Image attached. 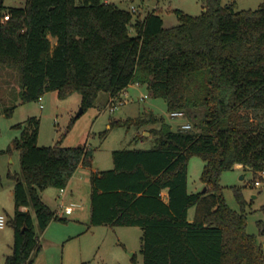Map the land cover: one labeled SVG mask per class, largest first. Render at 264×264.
<instances>
[{"label":"trees","instance_id":"1","mask_svg":"<svg viewBox=\"0 0 264 264\" xmlns=\"http://www.w3.org/2000/svg\"><path fill=\"white\" fill-rule=\"evenodd\" d=\"M202 2L199 16L175 10L179 24L170 28L156 11L133 23V13L102 0H26L6 11L2 5L0 66L20 71L22 104L50 91L61 99L78 93L85 112L101 93L116 99L137 84L164 99L170 114L184 113L191 130L175 131L155 116L115 122L160 128L150 130L154 148L115 151L113 169L92 172L91 224L141 228L143 264H264L263 244L221 186L222 174L237 165L256 176L264 170V3L238 10L236 2ZM15 109L4 114L10 118ZM29 122L34 127L14 142L21 172L8 174L15 211L6 264H34L39 232L66 221L42 193L65 189L80 166L93 165L86 147L39 146V122ZM193 156L205 162L207 190L197 194L188 190Z\"/></svg>","mask_w":264,"mask_h":264},{"label":"rangeland","instance_id":"2","mask_svg":"<svg viewBox=\"0 0 264 264\" xmlns=\"http://www.w3.org/2000/svg\"><path fill=\"white\" fill-rule=\"evenodd\" d=\"M115 4L118 8L130 11L136 19H144L149 13L156 11L164 19L166 28L179 24L175 10L190 16H199L204 12L202 0H102ZM223 5L236 2L238 10H257L264 0H222ZM80 3V0H78ZM26 0H3V11L13 7H24ZM135 8V12L132 11ZM131 34L135 35L134 24ZM52 47L56 39L51 38ZM21 74L16 68L0 66V186L14 185L8 174L21 172L20 150L14 147L25 129L31 130L34 124L30 119L39 122L38 145L50 147L60 144L63 147H86L93 153L92 162L95 168L108 170L114 167L113 152L120 150H150L154 148L156 137L150 134L160 124L139 128L133 123L117 125L116 121H136L155 116L178 130L181 125L190 122L185 118H172L167 104L162 98H155L146 85L134 84L127 88L126 95L116 98L114 110L110 108L109 96L101 93L93 107L87 109L79 117L82 97L76 93L61 99L55 91L46 92L41 100L22 104L20 92ZM43 105V108L41 107ZM110 106V107H109ZM16 107L12 117H6L5 110ZM18 125H20L18 127ZM205 162L200 156L189 160L188 189L190 194L202 193L205 185L201 181ZM91 168H83L75 174L73 188L78 195L73 200L75 214L66 217V221H54L43 233L39 232L41 251L34 257V264H143L141 254V237L139 227L93 226L91 220L79 211L87 205L90 208ZM243 178V179H242ZM259 181L260 186H255ZM79 185V193L76 186ZM221 186L228 206L247 218V231L256 236L264 246V178L261 179L252 171L235 167L222 174ZM238 189L245 206L236 197ZM43 201L54 212H59L62 202L70 205L68 197L62 199L60 189L50 187L43 193ZM70 197V196H69ZM1 206H8V212L14 215L4 201ZM13 209L15 208L12 203ZM7 220L9 214L4 213ZM7 212V213H8ZM195 210H191V219ZM78 217V218H77ZM9 225V224H7ZM6 225V227H7ZM5 227V228H6ZM10 227V226H8ZM263 228V231H262ZM8 228H6L7 230ZM1 231V230H0ZM0 237V264H6L7 257L12 254L14 241L5 243ZM132 254L136 255L133 260Z\"/></svg>","mask_w":264,"mask_h":264},{"label":"crops","instance_id":"3","mask_svg":"<svg viewBox=\"0 0 264 264\" xmlns=\"http://www.w3.org/2000/svg\"><path fill=\"white\" fill-rule=\"evenodd\" d=\"M131 86H133V85H131ZM131 86H129V87H131ZM126 92H127V89L126 90H124L120 95H119V97L118 98H120L121 100H122V96L123 95H126ZM236 167H239V168H242L243 166L242 165H237ZM83 168H86V167H83V166H80L79 167V169L77 170V171H79L80 169H83ZM91 169H92V172H99V171H104V170H100L99 168H95L94 167V165H92V167H91ZM110 169H113V167L112 168H110ZM110 169H108V170H110ZM77 173V172H76ZM75 173V174H76ZM2 178V176H0V179ZM74 180H75V175L73 176V178L71 179V181H70V183L68 184V186L65 188V192H64V194H61V189H60V196L62 197V199H64V198H66V196L68 197V199H70V201L72 200H75V199H77V201L79 200L78 198H76V197H78V196H74V195H78V194H76L75 193V191H74V189H72L73 188V184H74ZM14 186H15V183H14V185H7V186H4V185H1L0 186V202H2V201H4L6 204H8L9 203V206L11 207L10 209L12 210V211H15V208L13 209V206H12V203H14V206H15V201H14ZM87 188H90V195H89V200H90V208H88V203H89V201H88V203H87V205H85V207H82L81 208V210L79 211L80 213H82L81 215H84V211L86 212L85 213V217L86 218H89L90 220H91V186L90 185H87ZM80 188H79V185H77L76 186V190L78 191ZM189 190V189H188ZM45 191H47V190H45ZM44 191V192H45ZM43 192V193H44ZM43 193H42V199H43ZM78 193H79V191H78ZM190 193V192H189ZM163 195H164V197H167V191H165L164 193H163ZM70 196V197H69ZM75 198V199H74ZM71 201V202H72ZM61 205H63L64 206V203L62 202V204ZM74 206H76V204L74 203V201L70 204V205H65L64 207H74ZM60 207V206H59ZM8 206H1L0 205V214H3V212L2 211H4V213H6V214H9V212H8ZM23 210L24 211H27L28 209L27 208H23ZM8 212V213H7ZM190 213H191V211H190ZM75 214V210H74V208H73V212H72V214L71 215H64V216H62V217H64V218H66V217H68V216H73ZM3 215H5V214H3ZM6 216V215H5ZM9 217H12L10 214H9ZM78 218V217H77ZM8 219V218H7ZM189 219H190V221H192V219H191V215H189ZM8 224H9V220H8ZM8 226H10V225H7V227L6 228H8L7 230H6V228H4V229H2L1 231H0V237H2V239H4L3 241L5 242V243H11L12 241H14V231H13V229H12V227L10 226V227H8ZM0 246H3V244H1L0 243ZM134 255V254H133Z\"/></svg>","mask_w":264,"mask_h":264},{"label":"built area","instance_id":"4","mask_svg":"<svg viewBox=\"0 0 264 264\" xmlns=\"http://www.w3.org/2000/svg\"><path fill=\"white\" fill-rule=\"evenodd\" d=\"M132 11L135 12V8H132ZM9 19H10V16L9 15H6L1 20V23H5L6 21H9ZM115 100L116 99H111V101H110V106H112L110 109L112 111L114 110L113 105H114ZM41 107L43 108V105ZM171 117L172 118H185V114L182 113V112H175V113H171ZM180 128L182 130H191L192 126L189 123H187V124L181 125ZM258 176L261 179H263L264 178V170L258 172ZM255 186H260V182L259 181H256L255 182ZM64 192H65V189H61V194H64ZM72 212H73V208L72 207H64L63 205H60L59 212H57V213H58L59 216H64V215H71ZM7 224H8V220H7L6 216L3 215V214H0V230L4 229Z\"/></svg>","mask_w":264,"mask_h":264},{"label":"water","instance_id":"5","mask_svg":"<svg viewBox=\"0 0 264 264\" xmlns=\"http://www.w3.org/2000/svg\"><path fill=\"white\" fill-rule=\"evenodd\" d=\"M3 5V0H0V7ZM83 113V110L80 109V112L77 114V117H79ZM243 179V178H242ZM207 189L205 188L203 192H205ZM133 256V254H132Z\"/></svg>","mask_w":264,"mask_h":264}]
</instances>
